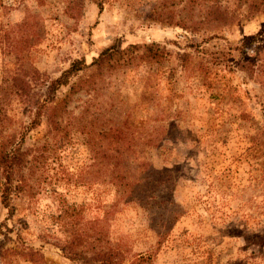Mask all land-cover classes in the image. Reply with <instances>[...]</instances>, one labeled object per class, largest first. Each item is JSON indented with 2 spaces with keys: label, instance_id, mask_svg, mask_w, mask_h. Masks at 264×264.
<instances>
[{
  "label": "rangeland",
  "instance_id": "1",
  "mask_svg": "<svg viewBox=\"0 0 264 264\" xmlns=\"http://www.w3.org/2000/svg\"><path fill=\"white\" fill-rule=\"evenodd\" d=\"M100 1L0 0V82L36 72L41 82L30 89L42 92L74 61L89 64L112 45L134 44L132 55H145L106 62L94 79L92 67L80 70L55 91L58 101L83 85L60 126L44 118L28 132L29 157L47 146L45 164L30 191L12 196L13 209L3 204L0 172V264H82L63 255L67 235L50 219L58 194L85 206L81 226L96 231L87 240L100 248L104 230L121 264L134 254L150 255L147 264H264V0ZM198 45L226 56L225 66L211 65ZM2 114L3 135H16L25 117L13 95ZM96 150L114 157L127 179L145 161L164 181L142 205L113 206ZM26 246L43 259L13 250L3 257Z\"/></svg>",
  "mask_w": 264,
  "mask_h": 264
},
{
  "label": "trees",
  "instance_id": "2",
  "mask_svg": "<svg viewBox=\"0 0 264 264\" xmlns=\"http://www.w3.org/2000/svg\"><path fill=\"white\" fill-rule=\"evenodd\" d=\"M94 1L100 8L102 7L100 0ZM216 9L219 8L217 7ZM216 9L211 11V17L213 14L214 19L218 20L220 18L219 14L222 12L219 11V13H216ZM188 26L189 25H185V27ZM151 46H146L145 48L150 52V58H155L158 54L155 52V49L151 48ZM138 49L139 47L137 45L131 44L125 50L119 51L115 45H112L102 50L89 64H86L81 60L74 61L59 77L49 81L47 86L45 85L46 90L42 92L30 89V81H37L40 79L36 72H34V75L30 74L27 76H15L11 74L3 75L0 82V136H2L0 139V172L3 176L2 196L5 207L13 209L10 202L12 196H17L21 192L31 190V185L29 186L28 181L31 177L35 178L38 170H40L38 177L42 178V167L45 164L46 158L44 151L47 150V146L42 147V151L40 150L38 154L30 158L29 152L24 147L25 138L28 132L34 126L41 123L44 118L51 124V126L55 128L58 125L60 126L69 114L66 105L68 99L74 92H77L76 89H82L83 85L77 84L71 86L69 93L58 101H55V91L61 86L68 85L70 77L77 75L80 70L85 68L92 67L95 70L90 75V77L94 79L96 74L100 75V73L96 71H101L106 62L114 60V64H116V62L119 63L125 57L126 53L131 55L129 58L131 62L137 58L145 57L144 53L142 54L143 56H138L136 53L132 55ZM196 51L211 65H214V67L221 68L225 66L224 61L226 56L224 57V55H219L213 52L210 53L207 49L200 48L199 45L196 46ZM182 56L186 57L187 55L183 53L181 57ZM182 60L184 62V58ZM227 61H231L236 65L238 64L237 61L234 62L233 59ZM186 62H188V59ZM242 64H240V66H243ZM108 66L114 68L113 64H109ZM239 69L242 68L239 67ZM39 81L41 82V80ZM88 82L89 83L87 84L91 85V81ZM94 84L95 82L92 86ZM8 94L13 95L17 99L22 108V114L25 117L16 135H3L5 127L4 119H6V116L2 114V105L5 100V95ZM53 148L55 150L62 149V145L55 143ZM95 157L103 160H101V163L103 165L102 172L105 177L104 180L114 188L113 206L117 205L120 200H128L141 204L143 199L142 195L147 194L150 190L161 185L164 181L161 177L162 171L156 170L151 164L145 161H139L141 169L140 176L136 179H127L118 170L116 162L112 159L114 157L110 156L103 150H96ZM23 169L25 171H23ZM39 184L40 183H38L37 186L38 188ZM57 199L59 202L57 212L51 213L50 219H52L59 229L67 235L64 243L61 245L63 255L70 259H79L82 264H121L120 257L122 256V251H117L112 247H105V242H107V240L104 241V230L101 229V236L98 239V243H101L102 241L101 246H99L100 248L93 247V243H90L87 240V237L91 236V233H89L88 230H92L93 232L96 231L91 229L90 226L88 228H85L84 225L81 226L80 222L83 220L81 213L85 206L69 203L63 195L61 196V194H58ZM146 204L149 205L150 202L146 201ZM80 245H83V247H92V249L78 250L77 247ZM12 250L21 257L33 262H40L43 259V254L40 251L29 246L20 247L18 249H5L3 251V257L8 251ZM150 260V255L134 254V257L129 264H147Z\"/></svg>",
  "mask_w": 264,
  "mask_h": 264
}]
</instances>
